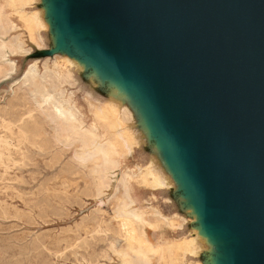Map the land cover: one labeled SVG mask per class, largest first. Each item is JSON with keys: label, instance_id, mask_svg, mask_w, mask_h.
<instances>
[{"label": "water", "instance_id": "water-1", "mask_svg": "<svg viewBox=\"0 0 264 264\" xmlns=\"http://www.w3.org/2000/svg\"><path fill=\"white\" fill-rule=\"evenodd\" d=\"M44 47L80 101L112 105L133 138L139 189L195 243L191 264H264V0H34ZM17 60V59H16Z\"/></svg>", "mask_w": 264, "mask_h": 264}, {"label": "bare ground", "instance_id": "bare-ground-1", "mask_svg": "<svg viewBox=\"0 0 264 264\" xmlns=\"http://www.w3.org/2000/svg\"><path fill=\"white\" fill-rule=\"evenodd\" d=\"M33 1L0 0V82L17 74L16 59L32 51L29 41L38 48L44 47L43 23L38 14L29 11ZM70 67L67 60L53 63L47 60L42 65L33 62L11 85L10 92L0 93V109L1 100L13 95L6 102L10 106L17 100L19 108H11L9 116L13 123L10 122L31 140L43 132L47 143L55 148L57 159L78 151L67 161L64 172L73 175L80 172L85 176L87 198L110 200L115 215L109 216L111 223L105 228L117 232L125 248L119 249L112 243L96 264H191L188 258L196 253L195 243L166 237L168 230L174 231L179 226L178 220L167 218L137 194L139 189L163 188V180L148 167L126 165L134 141L118 111L89 97L80 101L72 90ZM29 124L33 126L27 130ZM103 214V208L97 205L95 218ZM93 229L102 232L99 223ZM114 257L117 260L113 262Z\"/></svg>", "mask_w": 264, "mask_h": 264}, {"label": "rangeland", "instance_id": "rangeland-1", "mask_svg": "<svg viewBox=\"0 0 264 264\" xmlns=\"http://www.w3.org/2000/svg\"><path fill=\"white\" fill-rule=\"evenodd\" d=\"M16 61L18 72L0 82V93L22 77V62ZM10 96L0 109V264H96L112 243L125 248L117 232L105 228L115 215L110 200L87 198L85 176L64 172L78 151L57 159L43 132L41 140L27 137L12 124L9 115L19 107L17 100L9 106ZM97 205L104 211L98 219ZM96 223L102 232H94Z\"/></svg>", "mask_w": 264, "mask_h": 264}]
</instances>
